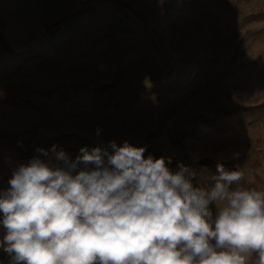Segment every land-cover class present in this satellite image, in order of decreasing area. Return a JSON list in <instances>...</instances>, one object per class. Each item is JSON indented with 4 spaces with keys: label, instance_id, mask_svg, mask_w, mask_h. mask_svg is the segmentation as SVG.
<instances>
[{
    "label": "rangeland",
    "instance_id": "1",
    "mask_svg": "<svg viewBox=\"0 0 264 264\" xmlns=\"http://www.w3.org/2000/svg\"><path fill=\"white\" fill-rule=\"evenodd\" d=\"M101 141L264 191V0H0V153Z\"/></svg>",
    "mask_w": 264,
    "mask_h": 264
},
{
    "label": "clouds",
    "instance_id": "2",
    "mask_svg": "<svg viewBox=\"0 0 264 264\" xmlns=\"http://www.w3.org/2000/svg\"><path fill=\"white\" fill-rule=\"evenodd\" d=\"M102 145L74 158L37 147L19 163L0 153L7 264H264V191L230 190L242 171H173V156H145L147 145Z\"/></svg>",
    "mask_w": 264,
    "mask_h": 264
},
{
    "label": "built area",
    "instance_id": "3",
    "mask_svg": "<svg viewBox=\"0 0 264 264\" xmlns=\"http://www.w3.org/2000/svg\"><path fill=\"white\" fill-rule=\"evenodd\" d=\"M80 1L85 3V2H87L88 0H80Z\"/></svg>",
    "mask_w": 264,
    "mask_h": 264
}]
</instances>
